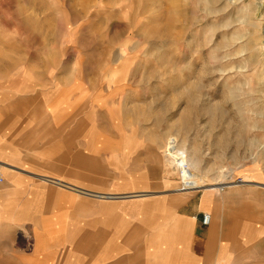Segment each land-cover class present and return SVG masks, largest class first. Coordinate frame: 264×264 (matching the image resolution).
I'll return each mask as SVG.
<instances>
[{"label":"rangeland","instance_id":"obj_1","mask_svg":"<svg viewBox=\"0 0 264 264\" xmlns=\"http://www.w3.org/2000/svg\"><path fill=\"white\" fill-rule=\"evenodd\" d=\"M174 2L170 27L169 0H0V117H72L75 109L78 117L92 109L122 117L137 136L130 166L160 172L157 190L137 191L217 182L226 183L219 192L230 184L264 190V19L256 1ZM188 105L216 107L215 116L184 117ZM167 144L188 160V175L179 176ZM107 161L91 160L92 191H110L119 178ZM106 200L91 195L92 211Z\"/></svg>","mask_w":264,"mask_h":264},{"label":"crops","instance_id":"obj_2","mask_svg":"<svg viewBox=\"0 0 264 264\" xmlns=\"http://www.w3.org/2000/svg\"><path fill=\"white\" fill-rule=\"evenodd\" d=\"M102 112L0 117V264H264V190L151 192L160 172L130 166L137 136ZM104 154L119 178L92 191Z\"/></svg>","mask_w":264,"mask_h":264},{"label":"bare ground","instance_id":"obj_3","mask_svg":"<svg viewBox=\"0 0 264 264\" xmlns=\"http://www.w3.org/2000/svg\"><path fill=\"white\" fill-rule=\"evenodd\" d=\"M175 0H169V6H168V12H170V13H173L172 15H170L169 16V25H171L170 27H172L173 25L172 24H174L175 23V20H178V19H175V17H174V14L175 13H177L176 11H175V7H174V2ZM209 3H212V0H207ZM256 1V10L258 11V16L260 15V19L259 20H263L264 19V0H255ZM194 12V11H193ZM212 12V11H211ZM189 14V13H188ZM186 15V14H180V17H179V19L182 21V22H184L183 24H186V23H189V24H193V21H192V19H190L188 16L189 15ZM197 23V22H196ZM165 28H166V26H165ZM184 29H185V27H183ZM183 28H181L180 30H179V33H181V32H183ZM188 32V31H187ZM169 34H168V38H170V40L171 41H175L176 40V34H174L172 31H170V29H169V32H168ZM179 33H177V34H179ZM184 33V32H183ZM186 35V34H185ZM172 36V37H171ZM172 38V39H171ZM175 46V45H174ZM176 48L178 49V46H176ZM176 49V50H177ZM196 53V52H195ZM197 53H198V55L200 54V50H198L197 51ZM178 55H179V53H178ZM182 62H183V60H182ZM169 63H172L170 60H169ZM185 67H186V64H185ZM199 83L197 84L198 85V88H201V87H203L204 86V83H205V81H202V80H200V78H199ZM208 81V83H210L209 82V80H207ZM212 84H213V82H212ZM215 111H216V107H212V106H206V107H198V108H191V106H189L188 105V108H187V110L185 111V113H184V117H199V116H201L202 117V115H205V114H208L209 115V117H214L215 116ZM187 127V126H186ZM185 129V128H184ZM172 145H173V143H170V146L172 147ZM168 144L166 145V148H165V153H166V155H167V157H168V159H170V157L172 156L171 155V153H175V154H177L178 155V153H176L175 151H174V146H173V148H171ZM183 148V147H182ZM184 149V148H183ZM183 149H181L180 148V150H183ZM184 151H185V149H184ZM171 155V156H170ZM185 161L188 163V160L187 159H185ZM178 173H179V176H181V177H184V176H186V175H188L189 174V172H188V169H184L183 171H182V173L180 172V170H179V168H178ZM242 181V180H241ZM220 183V182H219ZM227 183H229V182H227ZM226 184V183H225ZM224 184V185H225ZM219 184H218V182L217 183H215V184H210V186H208V187H215V186H218ZM224 185H219L218 187H222V186H224ZM184 186V185H183ZM201 185H197V186H195V187H193V188H196V187H200ZM185 188L186 189H189V187L188 186H186L185 185Z\"/></svg>","mask_w":264,"mask_h":264},{"label":"built area","instance_id":"obj_4","mask_svg":"<svg viewBox=\"0 0 264 264\" xmlns=\"http://www.w3.org/2000/svg\"><path fill=\"white\" fill-rule=\"evenodd\" d=\"M171 156V155H170ZM170 158L173 159L174 164L176 166H178L180 172L182 173V171L184 169H188V163L185 161V159L183 158L182 155H180V157H175L174 155H172ZM2 182V177L0 176V183ZM224 186H222L220 188L223 189ZM179 190H188L185 188V186H183V184L180 186ZM201 222L203 225H208L210 222V214L209 213H202V217H201Z\"/></svg>","mask_w":264,"mask_h":264}]
</instances>
